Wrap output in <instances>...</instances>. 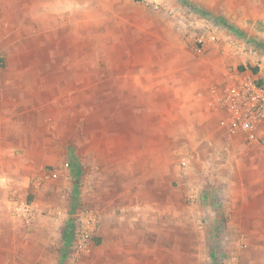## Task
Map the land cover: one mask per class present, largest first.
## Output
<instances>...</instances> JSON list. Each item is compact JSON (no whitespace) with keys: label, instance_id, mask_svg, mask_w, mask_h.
<instances>
[{"label":"rangeland","instance_id":"obj_1","mask_svg":"<svg viewBox=\"0 0 264 264\" xmlns=\"http://www.w3.org/2000/svg\"><path fill=\"white\" fill-rule=\"evenodd\" d=\"M263 69L264 0H0V264H264Z\"/></svg>","mask_w":264,"mask_h":264},{"label":"built area","instance_id":"obj_2","mask_svg":"<svg viewBox=\"0 0 264 264\" xmlns=\"http://www.w3.org/2000/svg\"><path fill=\"white\" fill-rule=\"evenodd\" d=\"M199 41L201 43L205 42L203 37ZM243 47V49H248L250 54L257 56L254 48L248 47L246 43L243 44ZM261 79L263 80L262 86H257L240 78V81L226 89L229 108L234 114H237L240 118L242 117L244 120L243 128L249 132L251 138L258 136L253 120L264 118V75ZM241 109L243 111H240Z\"/></svg>","mask_w":264,"mask_h":264},{"label":"crops","instance_id":"obj_3","mask_svg":"<svg viewBox=\"0 0 264 264\" xmlns=\"http://www.w3.org/2000/svg\"><path fill=\"white\" fill-rule=\"evenodd\" d=\"M37 10L38 11L40 10V14L41 13H44V14L48 13L47 7H43V5H41L40 8L37 7ZM14 93L15 92L12 89H7V90L0 89V123L12 120V118H13V117H10L9 115H7L10 108H12V106H10L8 104L7 97L13 95ZM214 110H216V108ZM209 111H213V109L210 108ZM7 140H8L7 137L0 138V144L6 143ZM0 152L2 153V149L0 150ZM1 186H2V190L8 189V185L6 187H3V185H1Z\"/></svg>","mask_w":264,"mask_h":264},{"label":"trees","instance_id":"obj_4","mask_svg":"<svg viewBox=\"0 0 264 264\" xmlns=\"http://www.w3.org/2000/svg\"><path fill=\"white\" fill-rule=\"evenodd\" d=\"M230 27V29H232L233 30V27H231V26H229ZM70 156H72V155H70ZM71 160H73V157L71 158ZM70 231H68L67 232V234H66V241H67V239H68V241L71 239V237H70V233H69Z\"/></svg>","mask_w":264,"mask_h":264}]
</instances>
